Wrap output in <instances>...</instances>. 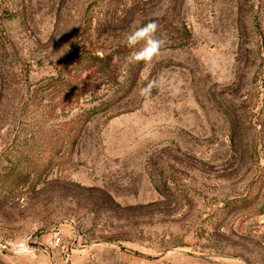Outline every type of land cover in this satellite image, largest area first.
Here are the masks:
<instances>
[{
	"label": "rangeland",
	"instance_id": "374dc122",
	"mask_svg": "<svg viewBox=\"0 0 264 264\" xmlns=\"http://www.w3.org/2000/svg\"><path fill=\"white\" fill-rule=\"evenodd\" d=\"M150 20L188 41L54 87ZM262 210L264 0H0V264H264Z\"/></svg>",
	"mask_w": 264,
	"mask_h": 264
},
{
	"label": "trees",
	"instance_id": "16d2710c",
	"mask_svg": "<svg viewBox=\"0 0 264 264\" xmlns=\"http://www.w3.org/2000/svg\"><path fill=\"white\" fill-rule=\"evenodd\" d=\"M155 21L158 22L157 20ZM158 31L162 32L167 41L170 39L182 44L186 43L188 41L187 39H189L188 31H183L179 26L176 27L173 24L165 23L164 26L160 25ZM167 45L168 44H166V46ZM141 46L142 45H137L136 48H129L125 43L112 50L110 53L101 56H83L78 61L79 65H81V74L78 76L70 74L71 76L68 80H62L61 82L56 83L54 87L59 91L68 92L69 95L79 96L84 91L88 92L98 88L101 83L117 84V68L119 63L127 58L131 52L139 50ZM84 72L87 73L85 77H83ZM97 83L99 84L97 85ZM119 91L120 89L117 88L115 94L109 101L83 112L74 119L64 122L62 124V136L60 137V139L63 140V145H66L67 148L73 149L79 140L80 133H82L83 129L91 119L119 103L121 99L127 95L129 89H126L123 93H120ZM52 159H54V157ZM262 212L264 213V210H262Z\"/></svg>",
	"mask_w": 264,
	"mask_h": 264
},
{
	"label": "clouds",
	"instance_id": "9594fccd",
	"mask_svg": "<svg viewBox=\"0 0 264 264\" xmlns=\"http://www.w3.org/2000/svg\"><path fill=\"white\" fill-rule=\"evenodd\" d=\"M159 27V24L155 20H150L142 26L135 27L126 35L127 47L136 48L137 45H142L139 50L132 53L129 57L130 61L136 63L143 62L145 65H150L160 57L162 49L168 41L163 34L159 37L157 36ZM166 83V78L161 75L141 87L139 95L149 98L152 96L154 90L164 87Z\"/></svg>",
	"mask_w": 264,
	"mask_h": 264
}]
</instances>
